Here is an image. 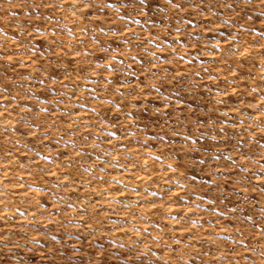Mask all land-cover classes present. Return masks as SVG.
I'll list each match as a JSON object with an SVG mask.
<instances>
[{"label":"rangeland","instance_id":"1","mask_svg":"<svg viewBox=\"0 0 264 264\" xmlns=\"http://www.w3.org/2000/svg\"><path fill=\"white\" fill-rule=\"evenodd\" d=\"M124 3L0 0V264H264V0Z\"/></svg>","mask_w":264,"mask_h":264},{"label":"snow or ice","instance_id":"2","mask_svg":"<svg viewBox=\"0 0 264 264\" xmlns=\"http://www.w3.org/2000/svg\"><path fill=\"white\" fill-rule=\"evenodd\" d=\"M139 3L143 4L144 0H139ZM49 6H52V5H49ZM103 7H105V8H113V7H115V5L114 4H105ZM121 7L135 9L136 8V0H125V3L122 4ZM177 7H179V5H177ZM73 11H75L74 8H73ZM37 31H39V29H37ZM9 59H11V57H9ZM262 110H264V109H262ZM93 111H95V109H93ZM129 115H131V113ZM111 135H113V133L109 132V136H111ZM117 183H119V181H117Z\"/></svg>","mask_w":264,"mask_h":264}]
</instances>
